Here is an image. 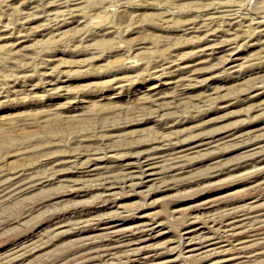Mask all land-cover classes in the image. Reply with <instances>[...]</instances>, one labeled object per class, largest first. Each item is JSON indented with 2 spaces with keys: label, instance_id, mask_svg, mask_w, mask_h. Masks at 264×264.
I'll list each match as a JSON object with an SVG mask.
<instances>
[{
  "label": "rangeland",
  "instance_id": "374dc122",
  "mask_svg": "<svg viewBox=\"0 0 264 264\" xmlns=\"http://www.w3.org/2000/svg\"><path fill=\"white\" fill-rule=\"evenodd\" d=\"M139 213L176 241L141 253ZM195 214L264 264V0H0V264H195Z\"/></svg>",
  "mask_w": 264,
  "mask_h": 264
},
{
  "label": "bare ground",
  "instance_id": "6f19581e",
  "mask_svg": "<svg viewBox=\"0 0 264 264\" xmlns=\"http://www.w3.org/2000/svg\"><path fill=\"white\" fill-rule=\"evenodd\" d=\"M235 53V52H234ZM239 58V57H238ZM230 61V60H229ZM233 64V63H232ZM232 64H230V65H228L229 67L232 65ZM236 66V65H235ZM165 68V67H164ZM167 71H169V70H167ZM166 71V72H167ZM166 72H164V74L166 73ZM162 73H163V71H162ZM54 82V81H53ZM53 84V83H52ZM163 84V83H162ZM219 139H220V137H219ZM217 140H218V138H217ZM215 141H216V139H215ZM169 143V142H168ZM165 145V144H164ZM171 145V144H170ZM174 145V144H173ZM161 146V145H160ZM163 146V145H162ZM166 146H168V144H166ZM252 146V145H251ZM171 147H173V146H168V149L169 148H171ZM174 147H175V145H174ZM178 148V147H177ZM162 149V148H161ZM164 149H167V148H164ZM173 149V148H172ZM176 149V148H175ZM174 149V150H175ZM162 151V150H161ZM146 152V151H145ZM152 152V151H151ZM154 152V151H153ZM149 153V152H148ZM148 153H145V154H148ZM161 153L162 152H160V154H156V153H154V154H156V155H161ZM144 154V153H143ZM166 154V153H165ZM164 154V155H165ZM175 154H179V153H177V152H175ZM152 156H153V154H151ZM171 155V154H170ZM170 155H169V153H168V156H169V158H170ZM248 155V154H247ZM141 156V155H140ZM155 156V155H154ZM172 156V155H171ZM180 156V155H179ZM146 157V156H145ZM144 157V159L143 160H146L145 162L147 163V166H146V172L145 173H143L142 175L144 176V174H145V178L147 177V178H149V179H147V180H152V179H154V180H156V179H158V178H156V174L157 173H159L158 172V169H153V164L152 165H150V163H149V161L150 160H148L147 158H145ZM159 157V156H158ZM163 157L164 156H162V159H163ZM155 158V157H154ZM161 158V157H160ZM166 158H167V156H166ZM168 158V159H169ZM136 159H138V157L136 158ZM142 159V158H141ZM150 159H152V158H150ZM156 159V158H155ZM148 160V161H147ZM158 160V159H157ZM164 160H165V158H164ZM135 161V160H134ZM159 161V160H158ZM166 161V160H165ZM137 162V161H136ZM160 162H162V160L160 161ZM94 163V162H93ZM133 163V162H132ZM138 163V162H137ZM143 163V162H142ZM156 164V163H155ZM162 164V163H161ZM97 165V164H96ZM95 165V166H96ZM100 165V164H99ZM135 165V164H134ZM160 165V164H159ZM158 165V166H159ZM102 166V165H101ZM137 166V165H136ZM164 166V165H163ZM99 168V167H98ZM142 168V167H141ZM154 168H155V166H154ZM159 168V167H158ZM160 168H163V167H161L160 166ZM137 169H139V168H137ZM90 170V169H89ZM96 170V169H95ZM162 170V169H161ZM145 171V170H144ZM142 172V171H141ZM127 173V172H126ZM129 174H130V172H128ZM131 173H133V172H131ZM137 173H139V172H137ZM130 175H132V174H130ZM134 175H136V174H134ZM141 175V174H140ZM142 175L140 176V177H142ZM159 175V174H158ZM126 176H127V174H126ZM125 177V175L123 176V178ZM128 177V176H127ZM126 177V178H127ZM137 177V176H136ZM135 177V178H136ZM140 177H138V178H140ZM163 177V176H162ZM107 178H108V176H107ZM107 178H104L105 180L107 179ZM144 178V179H145ZM156 178V179H155ZM160 178H161V175H160ZM159 178V179H160ZM95 179V178H94ZM103 178L101 179V181L102 180H104ZM132 179V178H131ZM99 181H100V179H98ZM135 180V179H134ZM108 181H109V179H108ZM122 181V180H121ZM138 181H139V179H138ZM138 181H136V182H138ZM132 182V181H131ZM140 182H141V179H140ZM111 183V182H110ZM109 183V184H110ZM123 183V182H122ZM142 183V182H141ZM140 183V184H141ZM103 184H105V182L103 183ZM108 184V183H107ZM108 184V185H109ZM114 184V183H113ZM113 184H111L112 186H113ZM139 184V183H138ZM143 185H144V183H142ZM141 184V185H142ZM97 185V184H96ZM99 185V184H98ZM107 185V186H108ZM115 185V184H114ZM119 185V184H118ZM111 186V187H112ZM102 187H104V185L102 186ZM108 189V188H107ZM105 190V189H104ZM112 191V190H111ZM109 192V191H108ZM106 193V192H105ZM209 203H211V202H209ZM213 203V202H212ZM211 203V204H212ZM211 204H209V205H211ZM214 205V204H213ZM212 205V206H213ZM215 206V205H214ZM208 207V206H207ZM237 209V208H236ZM215 210V209H214ZM221 210H223V209H221ZM230 211L232 210L231 208L229 209ZM234 210H235V208H234ZM239 209H237V211H238ZM243 210V209H242ZM224 211V210H223ZM234 213V215L237 213L236 211H233ZM241 212V211H240ZM243 212V211H242ZM227 213H229V212H227ZM226 213V214H227ZM231 213V212H230ZM246 213V212H245ZM208 214V213H207ZM206 214V215H207ZM211 214H213V213H211ZM248 214V213H247ZM246 214V215H247ZM260 214H261V212H260ZM262 214H263V212H262ZM112 215H116V214H112ZM139 215H140V213H139ZM201 215V214H200ZM229 215V214H228ZM227 215V216H228ZM236 215H238V213L236 214ZM235 215V216H236ZM239 215H240V213H239ZM137 216V215H136ZM191 216V215H190ZM204 216V215H203ZM212 216V215H211ZM231 216H233V215H231ZM242 216H243V214H242ZM244 216H245V214H244ZM243 216V217H244ZM248 216V215H247ZM252 216V215H251ZM250 216V217H251ZM108 217V216H107ZM115 217V216H114ZM140 220H139V222H137V226H136V228L137 229H139V227H141V228H145L146 230H147V232L145 233V234H143V232H142V236L140 237V238H138L139 239V242H141V246L139 247V246H135V247H133V248H136V247H139V248H137V249H139V250H142L141 251V253L144 251V250H147L148 248L150 249V248H153V247H155L156 245L158 246V247H160V245L161 246H164V245H171V244H173L175 241H176V238H174V237H172V236H170V237H165L166 235H168V230H167V228L165 227V225H163L164 223H162L161 221H151L150 219H151V216H149L150 217V219H148V217H147V215L146 214H141L140 216ZM138 217V218H139ZM226 217V216H225ZM228 217H230V216H228ZM227 217V218H228ZM238 217V216H237ZM241 217V216H240ZM239 217V218H240ZM242 217V218H243ZM250 217H248V218H250ZM259 217H261V215L259 216ZM263 217H264V215L261 217V219L263 220ZM109 218V217H108ZM115 218H117V217H115ZM205 218V217H204ZM209 218V217H208ZM207 218V219H208ZM214 218V217H213ZM233 218V217H232ZM239 218H236V219H239ZM241 218V219H242ZM245 218V217H244ZM111 219H112V217H111ZM196 219V220H195ZM198 219L200 220V218H199V216L197 215L196 216V214L195 215H193V216H191L187 221H189L188 223L187 222H185V223H187V224H185V226L183 225V227L181 228V235H183L182 236V238H185L182 242H181V245H182V247H181V251H179V249H178V251L179 252H181L180 254H182V257H184V258H187V257H192V256H198V257H200V258H202V259H199L200 260V262H198L199 264H219L220 262H222V261H225V260H229V259H235V256L237 257V256H239V255H241V253L239 254V255H235L234 257H231V256H226L225 258H223V256H222V260L220 259V260H214V259H210V257L209 256H211V255H213V254H219V257H220V255L221 254H228L229 255V251L228 250H230L229 248L230 247H228V249L226 248V246H225V248H224V245L226 244V243H223L221 240H220V238L222 237L221 235V237L220 238H218V239H216L215 240V236L214 237H210V238H208V239H205L206 241H204V242H201L200 240L202 239V237H204V236H202V237H200V230L203 228L201 225H203V224H195L194 222L195 221H198ZM203 219V218H202ZM201 219V220H202ZM206 219V218H205ZM206 219V220H207ZM226 219V218H225ZM234 219V218H233ZM256 219H257V216H256ZM107 220V219H106ZM205 220V221H206ZM213 220H215V219H213ZM227 220V219H226ZM240 220V219H239ZM258 220V219H257ZM257 220H254V221H256L257 222ZM262 220H260V222H262ZM205 221H202V222H204L205 223ZM241 221V220H240ZM259 221V220H258ZM105 222V221H104ZM167 222V221H166ZM166 222H165V224H166ZM198 222H201V221H198ZM207 222V221H206ZM225 223H226V221H224ZM238 222V221H237ZM236 222V223H237ZM245 222H246V220H245ZM241 223V224H243V225H245L246 223ZM248 222H249V219H248ZM106 223V222H105ZM110 223V222H109ZM211 223H213V222H211ZM216 223H217V221H216ZM236 223H234V220L233 221H228L226 224H225V227L226 228H224L225 230H227V232H228V234H230L231 236H233V237H237V238H239V236H240V234L242 233V230H243V228L244 229H246V228H249V227H244L243 225V228H241V225H240V223L238 224H236ZM250 223H251V221H250ZM135 224V223H134ZM182 224H184V222L182 223ZM206 224V223H205ZM215 224V223H214ZM224 224V223H223ZM106 225V224H105ZM133 225V224H132ZM131 225V226H132ZM207 225V224H206ZM248 225H249V223H248ZM251 225V224H250ZM253 225V224H252ZM108 226V225H107ZM131 226H128V227H125L124 229H127V228H129V227H131ZM133 226H135V225H133ZM219 226V225H218ZM217 226V228L218 229H220L219 227ZM222 226V225H221ZM103 227V226H102ZM111 227L112 228H115V224L114 225H111ZM224 227V226H223ZM253 227H255V226H253ZM253 227H251V229H253ZM172 228V227H171ZM206 228H208L207 226H206ZM103 229H104V227H103ZM116 229V228H115ZM118 229H120V227H117V230ZM136 230L135 229V227L134 228H131L129 231L131 232L132 230ZM144 229V230H145ZM209 229V228H208ZM108 231L110 230V229H107ZM112 230H114V229H112ZM116 230V231H117ZM178 230V229H177ZM213 230V233L214 232H216L217 233V231H216V229H215V227L214 228H212L211 227V230H209V231H212ZM111 231V230H110ZM109 231V232H110ZM116 231H113V233L115 232L116 233ZM119 231V230H118ZM117 231V232H118ZM143 231V230H142ZM169 231H171V230H169ZM208 231V230H207ZM252 231V230H251ZM104 232V231H103ZM107 231H106V229H105V232L104 233H106ZM108 232V233H109ZM130 232H128V233H130ZM138 232V231H137ZM141 231H139V233H140ZM223 232V231H222ZM259 232V231H258ZM124 233V232H123ZM136 233V232H135ZM178 233V232H177ZM204 233V232H203ZM207 233V232H206ZM219 233V232H218ZM221 233V232H220ZM243 233H245V232H243ZM118 233H116L115 235H117ZM121 234V233H120ZM131 234H132V232H131ZM172 234V233H171ZM215 234V233H214ZM224 234H225V232H224ZM97 235V234H96ZM126 235V234H125ZM141 235V234H140ZM172 235H174L175 236V234H172ZM177 235V234H176ZM180 235V236H181ZM203 235V234H202ZM217 235V234H216ZM241 235H243V234H241ZM253 235V234H252ZM256 235V234H255ZM263 235V234H262ZM107 236H110V235H108L107 234ZM120 236V235H119ZM177 236H179V233H178V235ZM176 236V237H177ZM179 236V237H180ZM219 236V235H218ZM230 236V237H231ZM246 236V235H245ZM106 237V235L104 236V238ZM111 237V236H110ZM112 237H114V236H112ZM122 237V236H121ZM131 237H132V235H131ZM135 237H136V235H135ZM137 237H139V236H137ZM160 237H165L164 239L165 240H162V242H159V239H160ZM179 237H178V239H179ZM198 237H200L201 239H199ZM224 238H225V236H223ZM103 238V237H102ZM115 238V237H114ZM117 238V237H116ZM115 238V239H116ZM205 238V237H204ZM106 239H107V237H106ZM105 239V240H106ZM109 239H111V238H109ZM108 239V240H109ZM113 239V238H112ZM114 239V240H115ZM122 239V238H121ZM121 239H120V241L119 242H121ZM131 239V238H130ZM135 239V238H134ZM133 239V240H134ZM174 239H175V241H174ZM226 239H228L227 238V236H226ZM232 239V238H231ZM117 240V239H116ZM126 240H128V239H126ZM133 240H131L133 243H134V241ZM224 240V239H223ZM233 240V239H232ZM231 240V241H232ZM249 240V238L248 239H246V238H240V239H238L237 241H236V244H238L237 246H240V249H241V251H243V249L245 248L246 249V247H247V241ZM118 241V240H117ZM129 241V240H128ZM230 242V239L229 240H227L226 242L227 243H229ZM110 242H112V241H110ZM137 241H135V243H136ZM178 242V241H177ZM176 242V243H177ZM115 243V242H114ZM118 243V242H117ZM130 243V242H129ZM129 243H127V244H129ZM175 243V244H176ZM231 243V242H230ZM108 244V243H107ZM112 243H110V247H107L108 249L109 248H112L111 246L113 245H111ZM131 244V243H130ZM164 244V245H163ZM234 244V243H233ZM29 245V244H28ZM27 245V246H28ZM33 245L34 244H32V247L31 248H33ZM123 245L124 244H122V247H123ZM125 245H126V243H125ZM124 245V246H125ZM138 245V244H137ZM180 245V246H181ZM229 245H231V244H229ZM38 246V245H37ZM105 246H107V245H105ZM119 245H117L116 247H118ZM179 246V247H180ZM233 246V245H232ZM237 246H234L235 248H237ZM250 245L248 244V247H249ZM14 247V246H13ZM23 247H25V246H23ZM35 247V246H34ZM120 247V246H119ZM121 247V248H122ZM127 248H128V246H126ZM176 247V246H175ZM178 247V246H177ZM176 247V248H177ZM178 247V248H179ZM12 248V247H11ZM105 247H103V249H104ZM114 248V247H113ZM112 248V249H113ZM124 248V247H123ZM122 248V249H123ZM132 247H130L129 246V249L127 250V252H126V248H124L125 249V251H124V253L126 252V253H128V251H130L131 252V249ZM156 248V247H155ZM169 248V247H168ZM239 248V247H238ZM234 249L235 251H239V249ZM23 249V248H22ZM25 249V248H24ZM106 249V248H105ZM104 249V250H105ZM115 249V248H114ZM117 249V248H116ZM111 250V249H110ZM119 250V249H118ZM133 250H135V249H133ZM132 250V251H133ZM167 250V249H166ZM25 251H27V250H25ZM29 251H31V250H29ZM34 251V250H33ZM106 252L108 251V250H105ZM115 251V250H114ZM121 251V250H120ZM173 251V250H172ZM224 251H226V253H224ZM228 251V252H227ZM103 252V251H102ZM116 252H119V251H115L114 253H112V250H111V253H112V256H113V254H116ZM146 252V251H145ZM151 252V251H150ZM231 252H234L233 251V249L231 250ZM230 252V253H231ZM34 253V252H33ZM109 253V252H108ZM121 253H122V251H121ZM132 253H137V254H139V251L138 252H136V250L135 251H133ZM147 253V252H146ZM172 253V252H171ZM176 253H177V251H176ZM97 254V253H96ZM150 254H152V253H150ZM150 254H149V256H150ZM233 254V253H232ZM243 254V253H242ZM251 254V253H250ZM127 255H129V253L127 254ZM132 255V254H131ZM134 255V254H133ZM147 255V254H146ZM146 255H144V253H143V256L142 255H140L141 257H145ZM248 255V254H247ZM246 255V256H247ZM16 256H17V254H16ZM98 256H101L100 255V252H99V255ZM111 256V257H112ZM214 256V255H213ZM213 256H211V257H213ZM242 256V255H241ZM179 257V256H178ZM209 257V258H208ZM248 257H250V256H247V258H245V259H248ZM113 258V257H112ZM173 258V257H172ZM198 259H196V260H198ZM217 259V258H216ZM238 259V258H237ZM243 259V258H242ZM241 259V260H242ZM250 259V258H249ZM193 260V259H192ZM240 260V259H239ZM244 260V259H243ZM242 260V261H243ZM172 261V260H171ZM183 261V260H182ZM185 261H187V260H185ZM184 261V262H185ZM180 262V261H179ZM180 263H183V262H180ZM198 263H195V264H198ZM183 264H185V263H183Z\"/></svg>",
  "mask_w": 264,
  "mask_h": 264
}]
</instances>
